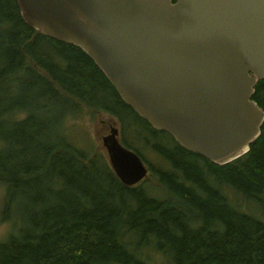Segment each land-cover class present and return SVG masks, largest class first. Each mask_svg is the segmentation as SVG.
<instances>
[{
    "label": "trees",
    "instance_id": "16d2710c",
    "mask_svg": "<svg viewBox=\"0 0 264 264\" xmlns=\"http://www.w3.org/2000/svg\"><path fill=\"white\" fill-rule=\"evenodd\" d=\"M254 87L264 109V78ZM81 103L124 125L122 112L138 117L166 162L149 166L155 185L124 183L105 154L66 136L62 121ZM0 181L2 217L13 225L0 239V264H137L143 247L172 264H264V218L249 207L264 196V121L230 161L187 149L140 116L80 45L31 26L19 0H0Z\"/></svg>",
    "mask_w": 264,
    "mask_h": 264
},
{
    "label": "water",
    "instance_id": "95a60500",
    "mask_svg": "<svg viewBox=\"0 0 264 264\" xmlns=\"http://www.w3.org/2000/svg\"><path fill=\"white\" fill-rule=\"evenodd\" d=\"M42 33L80 45L122 98L181 145L224 163L250 149L264 109V0H19ZM118 177L133 185L149 165L103 136Z\"/></svg>",
    "mask_w": 264,
    "mask_h": 264
},
{
    "label": "rangeland",
    "instance_id": "374dc122",
    "mask_svg": "<svg viewBox=\"0 0 264 264\" xmlns=\"http://www.w3.org/2000/svg\"><path fill=\"white\" fill-rule=\"evenodd\" d=\"M77 66L78 64L73 63V67ZM93 91H95L96 96H102L105 101L107 100L108 96H106V94L102 92L100 88L93 89ZM81 105L82 108L80 109L76 106H73L69 110L67 117L62 121L66 136L69 137L74 142V144L81 148L90 149L92 152L98 151L100 153H103L105 154L106 158L109 159L107 149L103 144V136L110 129L111 124L118 126L120 125L122 129L120 139L124 144L129 142L136 145L147 158L146 163L150 167L151 165L154 167H165L164 164H166V162L162 156L160 157L161 154L154 150V147L151 146L152 144L149 145V143H145L144 136L150 137V135L146 131H144L145 129L143 128L141 121L131 111L126 110L121 113L125 123L124 125L120 116L113 112L105 109L98 110L97 108L88 107L84 103H81ZM112 105L117 108L115 103H113ZM61 111V109H57L53 111V114H59ZM168 136L165 135L162 138L166 139L168 138ZM166 140H169V138ZM149 169L150 171L146 176V179L143 178L142 180H140V182L145 181L147 183V186L156 184V175L153 171V168ZM150 191L153 194H159L161 192V187L157 185ZM5 195L6 185L0 181V239H5L8 233L13 229L12 222L3 219L2 217ZM239 201L243 206L247 207L249 205L248 202H245L242 198H240ZM259 202L260 205L256 206L257 208H253L252 203H250L251 205H249V207L252 211L258 213L264 218V196L261 197ZM16 222L18 223L17 220ZM139 257L141 259V262L137 264H172L171 260L166 255L156 249H153L152 247H143L141 249V254L139 255Z\"/></svg>",
    "mask_w": 264,
    "mask_h": 264
},
{
    "label": "flooded vegetation",
    "instance_id": "af4514ba",
    "mask_svg": "<svg viewBox=\"0 0 264 264\" xmlns=\"http://www.w3.org/2000/svg\"><path fill=\"white\" fill-rule=\"evenodd\" d=\"M112 126H113V125L111 124V125H110V129L108 130V132H107L106 134L110 133ZM117 126H118V125H117ZM118 128H119V137H120L121 132H122V129H121V126H120V125L118 126Z\"/></svg>",
    "mask_w": 264,
    "mask_h": 264
}]
</instances>
